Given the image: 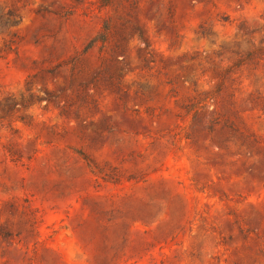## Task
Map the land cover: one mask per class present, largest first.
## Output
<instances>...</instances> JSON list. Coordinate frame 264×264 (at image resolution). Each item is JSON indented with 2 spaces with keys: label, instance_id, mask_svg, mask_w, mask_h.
I'll return each instance as SVG.
<instances>
[{
  "label": "rangeland",
  "instance_id": "1",
  "mask_svg": "<svg viewBox=\"0 0 264 264\" xmlns=\"http://www.w3.org/2000/svg\"><path fill=\"white\" fill-rule=\"evenodd\" d=\"M100 1L0 0V264H264V0Z\"/></svg>",
  "mask_w": 264,
  "mask_h": 264
},
{
  "label": "trees",
  "instance_id": "2",
  "mask_svg": "<svg viewBox=\"0 0 264 264\" xmlns=\"http://www.w3.org/2000/svg\"><path fill=\"white\" fill-rule=\"evenodd\" d=\"M111 0H101L100 3L102 6H108L110 4ZM12 13H8L7 17L4 18L3 16L0 15V32L4 31L5 29H7L8 27L12 26L15 24V22L13 20H11L12 17ZM225 21V20H224ZM106 31V30H105ZM106 33V32H105ZM105 33H100L96 38H94L91 43L100 41L103 42L105 39ZM236 55H238L237 60L233 63L232 67L230 69H227L226 71L222 72L221 74L218 75V78L220 80V83L218 86H221L222 81L224 79V74L226 72H229L230 70H232L233 68H239L240 66L244 65V64H248L251 63L252 60L254 59H259L261 57V55L264 54V48H258V49H254V50H248L242 54H240L239 52H233ZM13 106L11 104L8 105V108L6 110V113H8L10 111V109ZM3 117L1 116L0 119H2Z\"/></svg>",
  "mask_w": 264,
  "mask_h": 264
}]
</instances>
